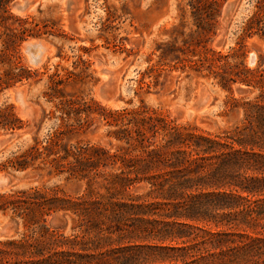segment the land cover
<instances>
[{
  "label": "trees",
  "instance_id": "16d2710c",
  "mask_svg": "<svg viewBox=\"0 0 264 264\" xmlns=\"http://www.w3.org/2000/svg\"><path fill=\"white\" fill-rule=\"evenodd\" d=\"M15 1L0 0V92L42 80L39 69L23 62L20 49L56 34L46 21L15 15ZM203 5L199 9L190 1L193 18L205 11L212 26L215 2ZM257 8L245 32L251 36L256 29L264 39V0ZM213 54H205L207 63L217 69L228 65V56L218 64ZM244 73L240 82L259 94L231 100L232 109L242 108L243 120L211 134L195 124H178L143 102L102 108L66 92L71 73L56 69L44 92L54 109L44 110L38 124L52 122L47 138L40 143L34 137L3 166L25 172L37 164V170L49 167V175L86 186L76 196L57 184L0 192V214L9 216L17 233L0 240V264H248L261 258L264 240L250 237L246 243L247 235L225 230L255 231L264 219V199H256L264 192V70L244 66ZM97 121L112 128L107 135L117 142L113 150L77 139ZM25 126L12 106L0 108V131L13 134ZM60 213L66 223L53 227Z\"/></svg>",
  "mask_w": 264,
  "mask_h": 264
},
{
  "label": "rangeland",
  "instance_id": "374dc122",
  "mask_svg": "<svg viewBox=\"0 0 264 264\" xmlns=\"http://www.w3.org/2000/svg\"><path fill=\"white\" fill-rule=\"evenodd\" d=\"M20 1L11 5L15 15L46 21L45 26L56 34L30 40L41 41L48 49L39 66L29 64L25 43L20 49L23 62L39 69L42 80L0 92V108L12 106L26 124L13 134L0 131V141L6 140L0 143V178L7 180L0 192L57 184L76 196L85 189L84 181L49 175V167L37 170L36 164L17 172L3 166L29 148L34 137L40 143L47 138L52 122L45 121L39 128L38 124L44 110L54 109L44 92L48 90L49 75L56 69L61 74L71 73L66 92L93 100L102 108H135L143 102L178 124H195L211 134L243 120L242 108L232 109L231 100H252L259 94L258 89L245 88L239 80L245 76L244 66L250 71L264 70V39L256 29L251 36L245 32L246 23L258 11L259 0H211L216 15L212 26L205 11L198 19L193 18L191 0H28L19 11L15 4ZM194 1L199 9L204 7V0ZM209 51L214 52L218 64L228 56V65L217 69L207 63L204 56ZM251 55L255 56L253 64L249 63ZM151 67L160 74L155 76ZM14 91L23 94L24 104ZM110 130L104 121H97L77 139L113 150L117 142L107 135ZM256 199H264V192ZM67 222L66 234L70 232L69 218ZM65 223L61 213L51 221L53 227ZM0 225L12 227L0 240L17 235L9 216L0 214ZM258 226L255 231L225 230L247 235L244 241L249 243L250 237L264 240V219ZM22 230L20 225L18 231ZM253 259L248 264H264V255Z\"/></svg>",
  "mask_w": 264,
  "mask_h": 264
},
{
  "label": "water",
  "instance_id": "95a60500",
  "mask_svg": "<svg viewBox=\"0 0 264 264\" xmlns=\"http://www.w3.org/2000/svg\"><path fill=\"white\" fill-rule=\"evenodd\" d=\"M28 3H29L28 0H22L15 4V8L20 11L22 8L28 5ZM24 49L28 56L29 64L35 67L39 66L43 62V57L46 55L48 51L46 45L41 41H27L24 44ZM254 61H255V56L251 55L249 63L253 64ZM14 94L18 99V101L20 102V104L22 105L23 103L20 101L21 93L14 91ZM5 141L6 140H1L0 143L2 144ZM6 183H7L6 179L0 178V187L4 186ZM11 229L12 227L10 225H0V236H4L8 234L11 231Z\"/></svg>",
  "mask_w": 264,
  "mask_h": 264
},
{
  "label": "bare ground",
  "instance_id": "6f19581e",
  "mask_svg": "<svg viewBox=\"0 0 264 264\" xmlns=\"http://www.w3.org/2000/svg\"><path fill=\"white\" fill-rule=\"evenodd\" d=\"M44 58V57H43ZM20 101L24 104V96H23V94L21 93V96H20Z\"/></svg>",
  "mask_w": 264,
  "mask_h": 264
}]
</instances>
